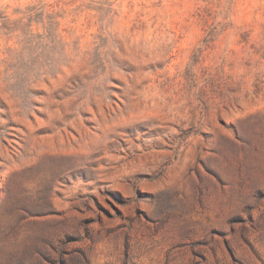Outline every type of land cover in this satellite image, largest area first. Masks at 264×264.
I'll use <instances>...</instances> for the list:
<instances>
[{"label": "rangeland", "instance_id": "1", "mask_svg": "<svg viewBox=\"0 0 264 264\" xmlns=\"http://www.w3.org/2000/svg\"><path fill=\"white\" fill-rule=\"evenodd\" d=\"M0 264H264V0H0Z\"/></svg>", "mask_w": 264, "mask_h": 264}]
</instances>
